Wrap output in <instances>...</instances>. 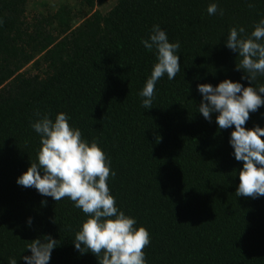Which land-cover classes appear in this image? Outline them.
I'll return each instance as SVG.
<instances>
[{"label":"trees","instance_id":"16d2710c","mask_svg":"<svg viewBox=\"0 0 264 264\" xmlns=\"http://www.w3.org/2000/svg\"><path fill=\"white\" fill-rule=\"evenodd\" d=\"M30 1L0 0V264H24L26 245L46 235L58 241L49 264H99L72 244L86 218L73 202L16 183L40 148L36 114L60 112L110 159L116 206L149 232L147 264H264V196L235 195L233 128L205 120L196 91L224 79L249 86L224 41L232 27L251 33L264 0H118L106 15L94 10L110 0L44 13ZM154 24L180 42L181 71L158 80L146 110L138 93L156 60L140 41ZM254 125L264 127V105L244 127Z\"/></svg>","mask_w":264,"mask_h":264},{"label":"clouds","instance_id":"9594fccd","mask_svg":"<svg viewBox=\"0 0 264 264\" xmlns=\"http://www.w3.org/2000/svg\"><path fill=\"white\" fill-rule=\"evenodd\" d=\"M217 10L215 2L206 9L209 15ZM140 43L154 52L156 60L138 93L141 107L147 110L152 108L158 80L166 75L171 81L181 71V45L179 41L170 42L159 24L152 25L147 39ZM224 44L240 58L236 69L243 71L245 75L240 79H247L249 86L229 79L215 87L198 83L196 91L201 100L197 109L207 121L215 114L219 129L233 128L228 143L235 160L242 162L235 195L258 198L264 196V127L246 129L244 125L250 113L264 105V83H254L264 76V17L247 35L242 26L230 28ZM36 115L38 118L30 126L40 138V148L36 160L16 179L17 185L32 187L54 201L67 197L85 214L72 242L79 252L87 250L99 264H147L143 249L150 243L149 232L143 226L136 227L135 218L116 206L108 186V178L110 174L115 176V171L100 145L95 139L89 142L82 138L80 129L70 125L71 117L66 113H57L54 120L47 114ZM57 243L50 235L32 240L26 245L30 255L22 257L24 264H49ZM8 264H17V259L10 257Z\"/></svg>","mask_w":264,"mask_h":264},{"label":"rangeland","instance_id":"374dc122","mask_svg":"<svg viewBox=\"0 0 264 264\" xmlns=\"http://www.w3.org/2000/svg\"><path fill=\"white\" fill-rule=\"evenodd\" d=\"M118 0H110L108 3L102 6H97L95 12L102 15L108 14L117 4ZM61 4H69L71 6H78L77 0H32L29 3V9L42 10L44 13L47 9L57 10ZM42 5V6H41ZM81 23V22H80Z\"/></svg>","mask_w":264,"mask_h":264}]
</instances>
